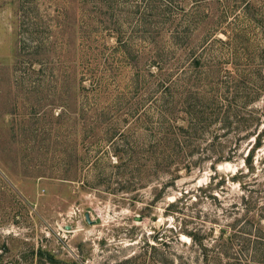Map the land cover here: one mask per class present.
I'll list each match as a JSON object with an SVG mask.
<instances>
[{"label":"rangeland","instance_id":"rangeland-1","mask_svg":"<svg viewBox=\"0 0 264 264\" xmlns=\"http://www.w3.org/2000/svg\"><path fill=\"white\" fill-rule=\"evenodd\" d=\"M247 1L194 13L202 58L180 51L170 94L129 89L125 71L106 91L54 98L21 79L19 0H0V264L258 263L264 0ZM40 3L48 36L100 71L111 15L97 0ZM165 103L174 129L162 126Z\"/></svg>","mask_w":264,"mask_h":264},{"label":"trees","instance_id":"trees-1","mask_svg":"<svg viewBox=\"0 0 264 264\" xmlns=\"http://www.w3.org/2000/svg\"><path fill=\"white\" fill-rule=\"evenodd\" d=\"M40 1L19 0L17 4V64L24 83L30 80L35 89H47L54 98H67L73 91H81L84 95H88L89 91H106L118 82L125 71L130 72L129 89L138 92L142 86L144 88L151 82L155 83L157 89H163L164 95L170 94L175 85L177 65L181 61L180 51L184 49L188 57L193 56L191 45L194 33L191 24H194V13H202V5L208 2L97 0L98 10L109 13L112 17L111 25L106 30L116 41L108 47L111 51L106 57V63H103L104 67L100 71H94L85 62L79 61L77 56L69 58L70 49L66 48L68 39L56 44L48 36L47 16L41 11ZM240 1H246L245 5L249 4L247 0ZM57 10L58 13H67V9L61 7ZM183 24L186 27L180 29L179 25ZM59 26L64 33V24L60 23ZM208 38L205 35L204 40L199 43L203 44L204 49ZM201 58L195 54L193 56L195 62ZM86 80L90 83L86 84ZM61 106L65 113L70 112L69 102L66 101ZM168 106L165 103L166 108L161 113L162 126L174 129L175 119ZM249 156L250 153L245 158L246 161ZM261 215L264 216V205ZM256 231L263 237L260 238L263 241L264 226L261 225ZM255 248V262L264 264V254L259 256L260 248Z\"/></svg>","mask_w":264,"mask_h":264}]
</instances>
